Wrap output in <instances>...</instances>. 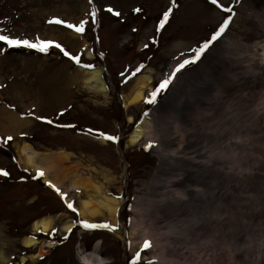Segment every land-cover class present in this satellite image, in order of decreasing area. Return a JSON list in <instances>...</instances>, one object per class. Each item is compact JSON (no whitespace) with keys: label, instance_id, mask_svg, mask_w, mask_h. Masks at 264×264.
Instances as JSON below:
<instances>
[{"label":"rangeland","instance_id":"1","mask_svg":"<svg viewBox=\"0 0 264 264\" xmlns=\"http://www.w3.org/2000/svg\"><path fill=\"white\" fill-rule=\"evenodd\" d=\"M165 13H170L169 20L160 29ZM56 19L77 27L86 22L85 32L49 23ZM227 21L228 29L200 61L175 73ZM0 34L58 43L81 64L102 68L108 86L107 96L88 91L77 80L80 66L55 47L44 54L9 49L0 42V171L9 174L0 176V248L9 264L35 252L25 249L22 239L43 216L60 221L50 234L36 235L56 244L38 264H80L78 247L88 252L98 243L106 264H134L138 252L139 264H264V0H217L215 5L212 0H0ZM173 73V84L156 105L143 102L124 108V96L139 76L150 75L156 91ZM145 115L153 119L152 137L131 147L129 136ZM14 118L25 123L19 130L11 127ZM96 133L117 136L120 142ZM24 141L40 151L75 154L97 168L101 182L105 178L99 170L108 173L105 185L124 199V226L97 219L95 223L117 230L84 229L78 214L18 163L17 148ZM146 142L157 147L146 151ZM197 149L198 154L192 153ZM209 149L215 159H231L224 167L227 179L234 173L247 181L242 190L237 186L228 193L227 204L234 199L239 204L232 205L229 221H200L193 241L179 243L184 219L159 224V205L186 208L192 196L202 200L211 181L220 176L206 162ZM166 180L174 181L173 190L183 199H163L161 182ZM69 197L76 205L77 195ZM203 200L196 204L205 208L208 202ZM65 221L76 225L70 235L61 231ZM134 223V238L152 232L147 240L152 246L144 252L131 245ZM150 252L156 254L155 262L145 260Z\"/></svg>","mask_w":264,"mask_h":264},{"label":"bare ground","instance_id":"2","mask_svg":"<svg viewBox=\"0 0 264 264\" xmlns=\"http://www.w3.org/2000/svg\"><path fill=\"white\" fill-rule=\"evenodd\" d=\"M71 35L74 37L76 36L72 33ZM258 35L259 34L254 35L256 39H260ZM85 44L88 45L87 42H85ZM87 56L89 59L93 57L92 50H88ZM262 58L263 61L264 47L262 48ZM77 75V80H79L88 91L107 96L108 86L102 68L79 67ZM152 83L153 79L150 75L145 74L139 76L130 92L124 96L122 101L124 108L127 110L132 106L141 105L145 102L147 100V95L153 92ZM152 120V117L145 115L140 122H138L129 136V146L134 147L145 138L148 139L152 137ZM128 122H134L133 116H128ZM10 124L13 130H19L25 123H22L20 120L14 118L11 119ZM147 144L148 142H146V145ZM211 149H209L206 162L212 163L208 166L211 169L214 168L216 172H219L220 176L218 177V181L212 180V184L209 185L210 189L202 194V200L205 199V202H208L205 208L201 206L199 207V205L196 204L197 201L202 203L204 200H196L194 196L188 200L189 202L188 205H186V208L177 207L174 209V203L170 204L173 207L168 205L169 203L162 205V207L158 204L160 206L159 213L161 216V218L158 219L159 224H165V222H169L170 224L176 222L177 219H184L181 221L182 225H179V243H183L185 241L187 242V240L193 241L195 235L198 233V229H200L198 228L200 221L206 220L207 225L215 222H218L219 224L222 223L224 225L227 221H229L230 210L234 209L232 205L239 206L236 199H234L232 205L227 204V198L229 199L228 193L229 191L235 190V187L237 186H239V191L242 190L247 180L242 178L239 179V177L236 178L234 173L228 176V180L227 176H225L226 171H224V167L231 159L227 156H220V158H217L219 159L217 161L215 157H211ZM192 153L198 154L199 151L197 149ZM17 156L18 163L25 169V171L35 173L38 176L40 172H43L44 176H39L42 179V183L55 192L66 203H73L69 194L74 193L77 195V204H73V206L77 209L76 213L79 216L80 225H82V222L85 221L95 223L97 219H101L103 221H111L115 226H124L120 219V211L124 204V199L122 197L118 198L117 196L112 195L108 187L105 185L106 181H110L108 173L99 170L105 178V182H101L96 175L97 168H94L93 170L91 165H86L83 160L75 154L64 149L55 151H40L27 141L22 142L18 146ZM192 163L195 164L198 162ZM178 168L179 167H177V169ZM173 182L174 181L168 180L161 182L163 186L160 187L166 191V196L163 198L165 201L176 197H180V200L183 199V197H181L182 194L180 195L177 191L173 190ZM49 184L54 187H49ZM55 189H59L60 193L63 194V197L60 193H57ZM198 190L201 191V189ZM64 197H66V200ZM135 209H137V207H135ZM222 214H225L226 216L223 217ZM59 221L60 219L53 216H43L33 221L32 232L31 234L23 237L22 244L25 249L35 250V252L30 255H22L18 264H38L40 260L46 256L49 250L56 247L54 242L45 240L42 241L38 239L36 235L50 234L55 229L56 223ZM75 228L76 225L74 222L65 221L62 223L61 231L70 235L74 232ZM132 229L131 245H137L138 249H140L141 252H144V241L151 239L152 232L145 230L143 234L140 235L141 237L138 240L133 237L136 236L138 229V226L135 223L133 224ZM162 229L166 231L167 227L164 225ZM116 235L124 240L121 233L116 232ZM78 248V258L80 264L107 263L106 259L100 253V243L96 244L95 247L88 252L82 250L80 246ZM157 248L159 249L161 246L158 245ZM159 250H163V248ZM149 255L150 257L145 258V260L152 259L155 262L157 259L156 254L154 252H150ZM0 264H9V258L6 256L2 248H0Z\"/></svg>","mask_w":264,"mask_h":264},{"label":"snow or ice","instance_id":"3","mask_svg":"<svg viewBox=\"0 0 264 264\" xmlns=\"http://www.w3.org/2000/svg\"><path fill=\"white\" fill-rule=\"evenodd\" d=\"M212 3L215 5L217 4V0H212ZM227 12H232L231 9H224ZM107 11L109 13L113 12L112 8H108ZM139 11V10H137ZM115 15L119 16L120 13L119 12H115ZM93 16L96 15V12L94 11L92 13ZM169 15L170 13H165L163 20L160 22L159 28L163 29L165 27V24L168 22L169 20ZM232 15L234 16L235 13H232ZM49 23H55V24H64V26L66 28L69 29H73L76 33H80L83 34L85 32V23H81L78 27L73 25V24H65L64 21L56 19V20H50ZM231 21H227L223 27H221L219 29L218 32L215 33V35H213L211 37V40L209 42L204 43V45L198 49L195 50V58L194 59H190V60H185L183 63H181L176 69H175V73H180L182 72L185 68L191 66V65H195L197 64L201 57L208 51L210 50V48L213 46V43L218 41L220 39V37L225 33V31L228 29L229 25H230ZM0 42H2L3 44L7 45L9 49H34L39 53H44L47 54L49 52V50L53 47H55L56 49H59L61 52H63V54L65 56H68L69 59L75 61V63L83 68H89V65H85V64H81L79 57L77 56H69L68 52H66L61 45L57 44H53L51 41H40L39 43H35L32 41H29L28 39H17V38H12L9 37L8 35H4V34H0ZM175 73L170 74L169 78H166L163 80V82L159 85V88L156 91H153L150 94V98H148L145 102L149 105H156L158 103V98L165 92L168 91L169 87L173 84L176 76ZM60 115H63V113H60ZM147 115V113H146ZM37 119L43 120V122L47 123V124H52L53 121L52 120H44V118L42 117H37ZM58 127H67L66 125H57ZM89 134H92V130H89ZM96 135H98V137L103 138L107 141L110 142H114V143H119L120 142V138L117 136H112V135H105L104 133H96ZM9 140L12 139L11 137L8 138ZM154 147H157V145H155L152 142H149L146 145L145 150L146 151H151V149H153ZM176 153H172V155H175ZM9 174L6 171H0V176H8ZM40 177L44 176L43 172L39 173ZM49 187H54L53 185L49 184ZM57 191V193H60L59 189H55ZM63 197V194L60 193ZM66 200V197H64ZM119 198V197H118ZM67 207L73 211V212H77V209L73 206L72 203H67ZM84 229L86 230H97V229H104V230H108L111 232H115L117 229L115 227H113L111 224L108 223H90V222H82L81 225ZM64 239H67V237H64ZM152 246L151 241H145L144 243V248L146 250L150 249ZM141 257H140V253L138 252L134 261V264H139Z\"/></svg>","mask_w":264,"mask_h":264}]
</instances>
